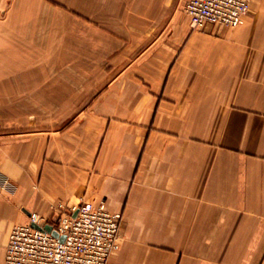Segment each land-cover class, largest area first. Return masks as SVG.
Returning <instances> with one entry per match:
<instances>
[{
	"label": "crops",
	"instance_id": "1",
	"mask_svg": "<svg viewBox=\"0 0 264 264\" xmlns=\"http://www.w3.org/2000/svg\"><path fill=\"white\" fill-rule=\"evenodd\" d=\"M185 1L66 0L31 34L81 80L0 84V264L13 226L81 202L122 215L109 264H264V0L201 30Z\"/></svg>",
	"mask_w": 264,
	"mask_h": 264
},
{
	"label": "built area",
	"instance_id": "2",
	"mask_svg": "<svg viewBox=\"0 0 264 264\" xmlns=\"http://www.w3.org/2000/svg\"><path fill=\"white\" fill-rule=\"evenodd\" d=\"M250 2L186 0L183 11L192 29L211 24L235 28L244 23ZM121 222L122 215L103 203L59 208L50 219L30 213L27 223L11 229L3 264H109L120 246Z\"/></svg>",
	"mask_w": 264,
	"mask_h": 264
},
{
	"label": "rangeland",
	"instance_id": "3",
	"mask_svg": "<svg viewBox=\"0 0 264 264\" xmlns=\"http://www.w3.org/2000/svg\"><path fill=\"white\" fill-rule=\"evenodd\" d=\"M65 1L0 0V84H18L21 81L25 84H66L67 81L81 80L80 73H66L65 50L57 72L49 71V60L53 54L50 46L61 42L29 40L31 34L38 31L48 35L64 32L66 16L80 17L66 7ZM35 20L41 24L34 25ZM19 44L23 47H18ZM24 60L26 62H22ZM1 91L0 85V102Z\"/></svg>",
	"mask_w": 264,
	"mask_h": 264
},
{
	"label": "water",
	"instance_id": "4",
	"mask_svg": "<svg viewBox=\"0 0 264 264\" xmlns=\"http://www.w3.org/2000/svg\"><path fill=\"white\" fill-rule=\"evenodd\" d=\"M47 230H51V228L49 226L45 227Z\"/></svg>",
	"mask_w": 264,
	"mask_h": 264
}]
</instances>
